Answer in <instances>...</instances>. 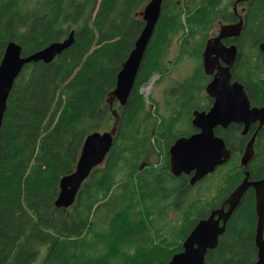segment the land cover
Returning <instances> with one entry per match:
<instances>
[{"label":"trees","instance_id":"1","mask_svg":"<svg viewBox=\"0 0 264 264\" xmlns=\"http://www.w3.org/2000/svg\"><path fill=\"white\" fill-rule=\"evenodd\" d=\"M149 1L0 0V63L10 42L29 56L74 33L73 45L51 63L25 66L7 101L0 126V264H169L247 174L249 181L264 179V128L248 167L241 164L257 126L245 136L239 124L216 128L231 159L193 185L192 176H174L169 162L174 142L197 132L193 112L212 107L203 53L220 25L238 21L235 7L245 13L232 77L252 106H264V0H163L122 106L112 93L144 29L141 11ZM187 60L195 63L192 74L165 92L167 108L176 105L169 118L156 105L150 110L142 87ZM116 125L105 162L71 207L57 208L60 181L74 172L86 137ZM256 234L249 188L206 264H256Z\"/></svg>","mask_w":264,"mask_h":264},{"label":"water","instance_id":"2","mask_svg":"<svg viewBox=\"0 0 264 264\" xmlns=\"http://www.w3.org/2000/svg\"><path fill=\"white\" fill-rule=\"evenodd\" d=\"M162 1L150 0L141 11L145 22L144 29L123 64L117 76L116 88L112 93V97L122 106L127 103L134 88L160 17ZM242 29L241 18L237 24L222 25L218 36L207 41L203 53V65L205 74L213 76L206 88L207 95L213 99L212 107L208 111H194L192 125L197 132L188 137L178 138L169 150L171 173L177 177L182 174L192 176V185L215 173L231 159L232 151L227 147L224 139L215 134L216 128L227 129L232 124H239L243 126L242 135L245 136L253 126L257 125L241 158V164L245 168L255 155L254 144L258 133L264 128V106H252L244 85L233 80L232 77L231 69L238 56V47L236 45L227 47L222 42L227 37H239ZM73 35L72 32L64 41L54 42L29 56H23L22 47L18 43L8 44L0 63V126L11 90L25 66L37 62L51 63L73 45ZM260 50L264 53V42L260 44ZM116 131L117 125L111 131H97L86 137L74 172L60 181L57 208L67 209L74 204L91 172L105 162L114 144ZM249 188L254 189L256 196L258 249L256 264H264V179L249 181L248 174L223 207L198 222L183 243V251L175 254L169 264H206L208 252L217 248L229 219Z\"/></svg>","mask_w":264,"mask_h":264},{"label":"rangeland","instance_id":"3","mask_svg":"<svg viewBox=\"0 0 264 264\" xmlns=\"http://www.w3.org/2000/svg\"><path fill=\"white\" fill-rule=\"evenodd\" d=\"M217 31H219V29ZM177 49L178 45L175 42L171 49L173 57L175 56ZM194 67L195 63L193 60H187L174 67L173 71L169 72L164 78L158 74L153 75L149 83L144 85L141 89V93L144 95L150 110L154 111L157 106L158 113L166 118H169L171 107L176 105L172 101L171 105L167 108V101L169 97L165 92L167 89L176 86L179 82H182L185 78L190 76L194 70ZM188 128V124H185L184 129L187 130ZM157 155L160 156V158H158L159 162H163L164 154L162 155V151L160 154L157 153Z\"/></svg>","mask_w":264,"mask_h":264},{"label":"flooded vegetation","instance_id":"4","mask_svg":"<svg viewBox=\"0 0 264 264\" xmlns=\"http://www.w3.org/2000/svg\"><path fill=\"white\" fill-rule=\"evenodd\" d=\"M235 12H239V19H238V21L236 22V23H232V24H226V25H233V24H237L239 21H240V19L242 18V14H244L245 13V9L244 8H240V11H238V8L237 7H235ZM243 22H244V20H243ZM222 25H225V24H222ZM222 25H220V27H219V31H220V28H221V26ZM218 30V29H217ZM216 30V32H215V36H213V37H216V36H218V34H219V31H217ZM218 32V33H217ZM240 37V36H239ZM239 37H227V38H224L223 40H222V42L224 43V45H226L227 47H230V46H232V45H236L237 47H238V41H237V39L239 38ZM212 38V37H211ZM238 52H239V48H238ZM212 78H213V76H211ZM255 126H257V125H255ZM229 128V127H228Z\"/></svg>","mask_w":264,"mask_h":264}]
</instances>
